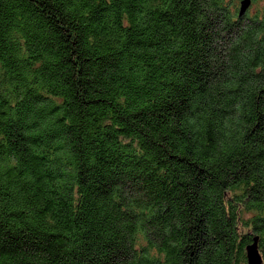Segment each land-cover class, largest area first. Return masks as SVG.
I'll return each instance as SVG.
<instances>
[{
    "label": "trees",
    "instance_id": "16d2710c",
    "mask_svg": "<svg viewBox=\"0 0 264 264\" xmlns=\"http://www.w3.org/2000/svg\"><path fill=\"white\" fill-rule=\"evenodd\" d=\"M0 0V264H264V0Z\"/></svg>",
    "mask_w": 264,
    "mask_h": 264
},
{
    "label": "water",
    "instance_id": "95a60500",
    "mask_svg": "<svg viewBox=\"0 0 264 264\" xmlns=\"http://www.w3.org/2000/svg\"><path fill=\"white\" fill-rule=\"evenodd\" d=\"M251 4H252L251 0H247L244 3V10L246 11L247 9H249ZM259 242H260V240H259V238H257L255 243L248 247V262H249V264H263V259L261 256L260 243Z\"/></svg>",
    "mask_w": 264,
    "mask_h": 264
}]
</instances>
